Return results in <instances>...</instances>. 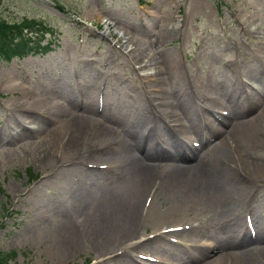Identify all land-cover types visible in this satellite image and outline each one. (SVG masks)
<instances>
[{
	"label": "rangeland",
	"instance_id": "1",
	"mask_svg": "<svg viewBox=\"0 0 264 264\" xmlns=\"http://www.w3.org/2000/svg\"><path fill=\"white\" fill-rule=\"evenodd\" d=\"M168 8L177 11L178 28L187 22V27L176 32L166 45V49L183 62V67L179 76L172 74L169 77L161 68L163 83H148L140 78L143 72L150 73V70L135 66L130 56L134 46L128 43L122 47L119 39L128 38L129 32L136 29L137 38L153 42L159 34L157 26L163 20V12ZM26 19L47 23L55 30L57 42L55 50L47 55L15 59L0 67V223L5 207L10 206L18 212L5 220L0 228V251L15 254L11 264H135L133 260L150 264L155 263L151 260H159L158 257L172 264H193L190 253L201 252V247L185 245V235L170 237V241L180 242L171 241L174 244H170L174 247L171 252L176 256L144 248L106 254L101 248L113 240L111 233L104 235L102 242L100 238L96 239L98 242L87 240L96 233L109 230L111 216H117L125 209L121 201H113L126 194L130 199L135 184L130 164L125 155L115 151L116 145L108 151L92 152V145L81 150L64 151L69 137L62 138V147L51 149L44 133L39 140L26 131L18 134L20 126L26 127L22 116L28 111L17 108L20 94L14 93L11 86L32 87L42 98L51 95L56 103L69 105L75 113L80 109L83 115L112 126L117 132L136 134L137 147L142 140L147 145L136 149L137 154L144 155L146 148L152 147L155 159L149 162L154 161L155 168L169 164L172 165L168 167L175 168L191 166L194 164L192 160L173 164L171 158L175 157L164 154L162 150L166 144L162 138L168 135V131L157 127L150 113L154 108L167 115L175 112L179 119H167L165 115L162 119H155L172 132L181 128L180 133L189 130L200 134L204 133L200 121L194 123L184 114L189 110L194 113V110L182 107V90L187 89L188 98L192 85L196 89L207 84L222 105L225 102L230 104L233 98H240L237 75L245 74L251 84L260 86L261 83L264 93V81L256 78L259 74L264 79L258 72L259 60L264 59V42L255 41L260 31L262 36L264 29V0H144L142 3L139 0H0V20L14 24ZM98 69L104 76L99 77ZM103 84L105 88L101 90ZM91 87H95V94L98 89L103 92V104L93 97L92 111L89 112L85 111L88 100L84 102L90 99L88 90ZM262 93L256 95L259 96L257 101L263 102L261 105L264 106ZM128 103L138 108L130 109ZM232 107L234 114L245 113L249 103L245 102L240 108ZM261 115L264 116V110ZM255 118L246 117L243 122ZM150 128L155 131L157 146L150 142ZM255 128L248 124L243 132L228 136L233 140L231 143L221 139L231 149L233 146L231 155L236 158L235 167L243 169L244 175L240 178L247 182H252L246 174L253 167L264 168V129L257 124ZM196 138L199 139L193 134L187 137L186 146ZM173 147L177 152L178 148ZM67 149L74 150L70 146ZM202 154L206 156L204 151ZM205 167L204 171L198 169L187 173L183 180L196 181L211 188L218 185V203L222 206L233 197L241 196L246 189L240 185L223 187L215 176L214 163ZM28 169L39 178L31 182ZM161 182L164 181L159 179L157 183ZM148 191L143 194L142 202L147 197L152 198L145 197ZM259 192V209L253 210L252 218L257 240L264 246V187ZM234 204L237 206L236 201ZM241 210L247 234V212ZM185 214L190 215V212ZM191 216L183 217L182 221L169 219L164 226H147L143 228L142 238L154 240L159 232H180L177 228L182 226L189 230ZM194 219L203 224L199 216ZM234 224L238 225L237 220L231 223L221 219L211 227V230L216 229L212 231L214 234H203L201 239L242 236L239 225L235 228ZM62 247H67L69 252L61 255L58 249ZM147 257L152 259L148 261Z\"/></svg>",
	"mask_w": 264,
	"mask_h": 264
},
{
	"label": "bare ground",
	"instance_id": "2",
	"mask_svg": "<svg viewBox=\"0 0 264 264\" xmlns=\"http://www.w3.org/2000/svg\"><path fill=\"white\" fill-rule=\"evenodd\" d=\"M176 21L177 11L174 12L172 8H168L165 12H163V20L157 26L159 34L154 37L153 42H147L137 38L134 34L136 29H133V32H129L127 36L128 38L119 39V43L122 42V47H125L128 43H132L131 45L134 46L130 51L133 64L138 66V68L150 70V73H142L143 76L140 78L141 80L148 83L157 82L161 84L163 83V78L161 76L163 74V69L165 76L169 77V75L172 74L179 76L181 68L183 67V62H180V60L178 61L175 54L170 49H166V45L168 42L173 40L176 32L179 33L187 27V22H185L182 25V28H178ZM255 41L257 43L264 42V29L262 36L260 31L258 36L255 37ZM262 63L264 64V59L262 60ZM160 64H162L161 67ZM168 67H170V70ZM96 71L98 72L99 77L103 75L101 70L98 69ZM104 74L107 75L106 72H104ZM96 77L97 75L95 74V78ZM237 78L239 85L237 93H239L240 98H233L232 105L240 108L241 105L245 103V99L246 101H251L258 99L259 96L253 93L245 94L241 86L239 75H237ZM256 78L260 82L264 81L259 74H256ZM76 82L79 83L78 80ZM27 83L29 85V82ZM31 88L32 87L26 88V86L24 88L17 84H13L11 86V90L14 93L20 94L16 102L17 108L28 111L22 116L24 120L23 123L26 124V127L20 126L21 129L17 132L18 134H22L26 131L27 133H32V135L39 140L44 137L40 136L44 133L47 139V144L50 145L51 149L55 146L59 149L64 145L62 138L69 137L66 142V146L63 149L64 151L81 150L91 145L93 147V149H91L92 152H96L98 150L108 151L116 145L115 151L119 152V154H122L123 156L125 155L124 157L127 159L135 175V184L132 192H130V199L126 194L116 197L113 201L115 203L121 201L122 205H125V209H122L117 216H111L110 221H112V223L109 230L106 232L102 231L101 233H96L95 236H90L87 240L90 238L91 242L94 240L98 242L96 239L100 238V242H102L104 235L106 236L111 233L113 240L108 243H111V245L104 244L101 248V250L105 251L106 254L108 252L112 253L122 249H127V251L132 252L136 249L144 248L147 250L153 249L155 251H162L169 253L172 256H176L175 253L171 252V249L174 247L170 246V244L174 243L170 241V237L175 235H185L189 242H193L194 244L201 246L199 249L201 252L190 253V257H193L194 260L193 264H264V246L258 243L257 239L255 240L252 233H245L241 210L244 209L245 213V208L255 206V196L253 193L254 189L258 187L263 188L262 186H264V168L260 169L258 167H253L252 171L246 174V176H250L252 178V182H247L246 180L240 178L241 175H244V172L243 169L240 170L235 167L236 158L234 155H231L232 151H234L233 146L231 149L227 144L221 141V139L228 141V136L232 137V134L243 132L245 127H248V124L254 128L257 124L260 129L263 130L264 116L259 115L264 110V106L259 112L250 117V119L254 117L257 118L247 123L243 122V118L247 116L248 112L254 107L261 105L263 102L260 101L258 105H255L254 107L251 106L245 113H241L240 111L236 112L232 119L224 116H218L220 123L214 120L209 121V128L213 131H216L221 125L223 127H228V130L230 128V131L227 132L229 135L223 136L213 144H208L205 149L206 151H204L206 156H203L202 154V151L204 150L203 148L200 152L196 151L193 155V165H185L182 168H175L174 166L168 167L172 165L169 164L167 167L159 165L155 168L153 164L154 161H152V163L149 162L150 159H155L154 154L151 152L152 147H147L144 155L137 154L136 149L140 150L141 148H145L147 145L145 144V140H142L138 148V139H136V134L131 135L117 132L112 126L104 125V123L94 121L90 117L83 115V111L80 109H77V112L75 113L71 110L69 105L56 103L55 99L51 95L42 98ZM182 92V107L192 108L194 110V113L189 110V113L184 114L186 116H190L194 123L200 121V113L195 110L194 105L200 102V100L205 96L201 93L189 91L187 98V89L182 90ZM262 94L264 95V93ZM88 97L90 99H85L84 104L88 100V105L85 111L90 112L92 111L90 105L93 97L98 99L100 97L99 89L95 94V87H91L88 90ZM210 102L216 107H221L218 100L212 99ZM128 106H130V109L138 108L132 103H128ZM202 112L204 115H211L209 108H203ZM150 115L154 117L157 127L168 131V135L162 138V140L163 143L166 144L164 149L168 147L167 151L169 153L173 152L172 147L174 145L176 147L181 146L182 143H185L187 135L190 136L192 134L188 130L184 131V133H180L179 130L181 128L178 131L172 132L163 123H160L155 119H162L164 118V115L167 119H179L177 113L175 112L167 115L159 111L157 108H154ZM47 116H49V118H47ZM190 118L188 123L190 122ZM45 119L48 120L46 121ZM33 125L35 128L32 127ZM154 133L155 131L150 128L148 135L153 146L156 143ZM129 136L131 138H129ZM196 136L199 137V134H196ZM220 136L221 134H213L210 136V140ZM68 146L72 147L74 150L67 149ZM156 157H159V155ZM185 158V152H183L177 156V160L174 162H186L187 158ZM210 162L214 163L217 169H215V176H217L223 187L230 186L232 188V185L246 187L244 192L241 193V196L238 195V197H233L232 200L226 202L222 206L218 203V196L220 195H217L220 190L218 189V185L211 188L209 185L198 184L196 181L192 183L187 181L184 182L183 179H185L188 175L187 173L198 169H200V171H204L206 164H209ZM226 164L229 165L227 166ZM159 179L164 182L158 184L157 182ZM248 188L249 190H247ZM147 190L149 191L145 197L151 196L152 198L149 200V197H147L145 198V202H142V196ZM153 190L154 192L151 195ZM235 201L237 206L234 204ZM188 211L190 212V215L185 214ZM249 211H251V209ZM187 216H191L189 219V223H191L189 231H187L184 226L179 225L182 226L177 228V231L180 232H169L164 230L159 232V236L154 240L145 241L142 238L143 228L147 226H164L169 222V219L182 221L181 219ZM195 216H199L204 225L196 221L194 219ZM221 219L228 220L231 223H234L237 220L240 232H243L242 236L231 239L216 238L215 243L206 248V243L209 241L203 239L199 240V238H201V235L208 234L209 232L214 234L216 229L211 230V227L213 224L217 225ZM238 225L234 224V227L237 228ZM162 229L163 227L161 230ZM163 239H165L167 243ZM158 240H162L165 243H158ZM166 245L167 248H165ZM164 248L165 250H163ZM58 250L62 252L61 255H65L69 252L67 247H62ZM133 261L135 264H141L136 260Z\"/></svg>",
	"mask_w": 264,
	"mask_h": 264
},
{
	"label": "trees",
	"instance_id": "3",
	"mask_svg": "<svg viewBox=\"0 0 264 264\" xmlns=\"http://www.w3.org/2000/svg\"><path fill=\"white\" fill-rule=\"evenodd\" d=\"M50 30L46 24L28 19L16 24L0 20V63L10 62L15 57L48 52L55 43L47 39Z\"/></svg>",
	"mask_w": 264,
	"mask_h": 264
}]
</instances>
